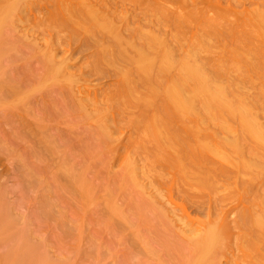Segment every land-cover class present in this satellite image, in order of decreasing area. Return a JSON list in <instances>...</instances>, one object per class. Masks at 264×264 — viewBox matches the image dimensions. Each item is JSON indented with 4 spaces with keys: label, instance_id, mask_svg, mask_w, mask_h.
Listing matches in <instances>:
<instances>
[{
    "label": "rangeland",
    "instance_id": "rangeland-1",
    "mask_svg": "<svg viewBox=\"0 0 264 264\" xmlns=\"http://www.w3.org/2000/svg\"><path fill=\"white\" fill-rule=\"evenodd\" d=\"M106 1L108 0H0V10L10 2H17L16 16L7 25L6 34L12 49L10 55L5 57L4 63L11 75L20 80L18 84L15 81L11 82L0 91V199L4 200H0V203L5 202L6 205L3 207L9 206L16 214L18 226L27 225L31 228L34 239L41 242L52 258L58 261L60 258L62 260L71 256L68 258V264H174L179 259L183 262L182 259H186L191 254L192 248L186 235H194L197 231L196 227H201V223H207L205 221L209 217L225 223L222 235L226 252H220L219 264H252L248 258H244L238 248L242 242L236 232L242 224V200L247 199L249 203L258 202L261 206L264 202V164L263 167L249 164V161L241 164L236 159L237 156L222 158L212 152H206L208 158L194 166L188 163V167L184 164L185 160L182 164L180 162L181 165L175 160L176 163L178 162L177 165L170 162L172 160L169 157L172 156L166 158L155 155L152 150V139L144 130V118L153 114L154 109L145 112V116L141 115L134 104H142V99L119 95L117 81L111 80L115 77L107 75L126 65L115 60L116 56L113 54L110 55L113 46L108 41H106L108 46L106 59L98 60L91 48L96 35L91 36L83 29L85 27L82 28V26L90 27L83 10L86 12V9L92 8L98 12L97 9L102 3L104 9H109ZM133 1L138 8L130 7L127 3V10L121 4L124 2H119L118 6L123 8L121 11L109 9L113 13V17L110 18L114 29L104 32L113 33L117 31L119 25H125L126 30L123 33L125 35H129L133 29L136 35L141 32L154 33L161 41L158 50L169 49L174 60L179 62L186 58L193 61L196 58L197 62L206 64L211 72L218 67L222 73L220 81L228 86L231 85L229 88H237L238 91L243 86L241 89L244 91L240 90V92L242 91L243 95L246 93L247 96L250 94L246 98L255 102L256 105L253 104V107L257 106L256 110L254 108L257 114L254 113L259 116L261 122H264V107L260 106V104L264 106L262 104L264 56L260 57L261 69L256 67L259 70L256 69L254 72L249 70L250 74H246L249 73L246 70L248 62H242L243 69L238 66L240 62L236 61V64L235 59L231 57L241 51L243 56L249 57L246 59H251L250 66L251 61L257 63L255 60L258 59L254 55L262 43L257 33H254L255 27L249 18L253 7L262 6L264 0H250L253 1L251 11L245 14L239 10L244 2L249 5L248 0ZM230 4L233 6L231 7ZM182 16L186 21L184 25H179L178 18ZM205 16L216 17L220 23L216 29L207 34L199 24ZM84 21L89 24H85ZM233 22H237L236 25ZM149 23H153V31H150ZM250 30L253 32L252 37L247 38ZM70 38L76 47L72 53H69L66 46ZM49 48H53L62 57H68L67 65H64V73L67 76L71 74V82L65 75H63L64 80H60L62 76L59 81L47 80L49 72L45 71L43 57L44 52ZM173 72L178 74V69L172 70ZM243 75L246 76L245 78L248 77L247 80L244 77L243 80ZM134 79L142 84L140 78L134 77ZM35 82L39 84L44 82L46 89H37L36 86L39 84ZM242 82L245 86L247 84L249 86L245 88ZM192 83L191 81L190 84ZM15 88H19L20 91ZM140 89L146 93L150 87L146 86L143 89L138 85L136 95L140 96ZM15 91L20 92L19 95ZM259 97L263 100L261 101ZM114 99L119 103L113 101ZM255 100L258 102L260 100L262 103L257 104ZM114 102L115 107L119 104L117 108L119 111L113 106ZM250 104L252 106V102ZM102 105L114 108L115 114L111 108L110 112H107L109 110L106 107V110L105 108L103 110ZM84 108H87L86 111L92 109L94 111L93 113L90 111L92 114L89 116ZM101 109L105 111L104 115L108 113L110 118L111 116L112 119L114 118L113 120L109 118L111 132L108 139L103 138L107 141L106 143L102 141V144L99 137L102 134L99 129H94L99 124L98 116H103L102 111L101 115H98ZM105 116L101 119H106ZM96 118L97 121L94 120ZM214 121L216 123L217 120ZM235 121L238 122L236 119ZM217 123L215 125L212 123L208 127L210 128L208 132L212 134L211 128H213L221 133ZM186 124L179 122L172 125L173 129L177 128V130L178 128L180 130V127H191V131L192 128L199 133L206 131L202 126L201 129L196 128L194 123L189 124L194 125L196 129ZM209 124H205L204 127ZM236 125L238 126V123ZM253 141L247 138L244 144L254 145ZM65 142L69 144V151H66ZM256 147L255 150H247V146L244 151L247 157L244 158L251 159V156H254L251 154L255 152L254 157L261 162L264 158V149ZM31 148H37V151L33 150L34 155L30 152ZM64 151L66 154L63 153ZM68 152L71 153L69 157L65 156ZM70 158L73 163L76 160L74 163L76 169L72 166L74 171L84 172L82 173L85 175L82 177L85 176L88 180V188L83 186L87 183L82 177L81 184L74 183L79 180L72 182L69 178V181L63 179L66 178V174L64 176L61 170L68 168L67 160L69 161ZM72 164L70 162L69 165ZM219 168H226L228 172L220 171ZM132 172L134 177L131 178ZM61 173L62 178H60ZM78 185L85 192L81 191ZM139 200H145L146 204L137 210L135 203L140 202ZM112 201H115L118 209L124 210L128 217L123 211V215L112 213L110 215V206H116L114 202L111 204ZM133 201L135 203L131 205L134 204L135 209L130 205ZM219 203L224 205L221 209ZM256 203H251L253 209ZM233 205L235 207L231 214L224 215V209H229ZM262 208L264 209V206ZM234 218L236 221H233ZM155 230L160 233L165 232L171 240H168L169 243L172 242V244L166 242L171 245H167L168 247L156 242L159 248L157 255L149 253L139 240L134 242L136 233L144 232L147 235L148 232L151 234L150 231ZM79 234L85 235L82 236L83 240L79 238ZM3 235L0 233V264H6V254L16 240L14 237L6 235L3 237ZM161 237L165 235L162 234ZM75 248L78 250L76 251ZM74 257L78 261L74 262Z\"/></svg>",
    "mask_w": 264,
    "mask_h": 264
},
{
    "label": "bare ground",
    "instance_id": "bare-ground-1",
    "mask_svg": "<svg viewBox=\"0 0 264 264\" xmlns=\"http://www.w3.org/2000/svg\"><path fill=\"white\" fill-rule=\"evenodd\" d=\"M248 1H249V5L246 2H244L241 9L240 10L238 9L239 12L241 11V12H243V14H245V12L248 13L251 11L250 7L252 6L251 4L253 1H250V0H248ZM119 2H124L121 4L127 10H128L127 3L130 4V7L136 6V5H134L136 2L133 0H127V2L124 0H108V1H106V5L109 7V9H112L113 11H121L123 8H120L118 6ZM102 5H103V3H102ZM102 5L100 4V6L98 7V9H97L98 12L92 8L86 9V12H85V10H83L84 11L83 14L87 17V20L90 22V27L82 26V28L85 27L83 29L88 31L91 36L96 35V40H95V42H93L94 45L92 44L91 48L93 49L92 52H93L94 56H96V58L98 60L106 59V51H107L106 49H108V46H106V41H108L109 44L113 46V48L110 52V55L113 54V56H116L115 60H118V62H120V63L124 62L123 64H125L127 66V67L121 66L116 72H112V73L107 75L108 77H115V78H111V80L117 81V88H118V90L120 89L118 92L119 95L121 97L122 96H124V97L125 96L126 97H133L134 96V97H137L138 99H142V101H143L142 104H139V103L134 104L135 107L138 108V110H140L141 115L145 116L146 115V114H144L145 112H147L151 108L154 109L155 112L153 114L147 115L144 118V130L152 139V142H153L152 150H154L155 155L158 154L160 157L164 156L166 158L168 156H172V158L171 157H169V158L172 161L174 160L173 162L170 161L173 164L178 163V162L177 163L175 162V160H176V161H179L178 164L181 165L182 161L185 160L186 163H184V164L189 167V165L191 166L193 164L192 166H194V165L200 163L201 161H204L206 158H208L206 152H212L213 154H215L219 157H222V158L223 157L224 158H226V157L227 158H232V157L236 158V156H237L236 159L238 160V162H241V164H245L244 161H246V162L249 161V164H255V165L257 164V165L263 167L264 158L262 159L261 162H258L256 157H254L255 152H253V151H252L253 153L251 155H254V156L249 155V157L251 156V159L250 158H248V159L244 158V157H247V156H245L246 154L244 155V153H245L244 151H245V148L247 146H248V149L246 148L247 150H253L256 146H259L258 148L262 147V149H264V128H263L264 122L263 121L261 122V119L258 118L259 116L255 115V113L257 114V112L254 111V108L256 110L257 106L253 107L254 106L253 104H255V102L249 101L251 99L246 98V97H249L250 94L247 96V94L245 93L246 91L244 92L245 93L244 95L242 94V91H244V90H242L243 86L241 87L242 89L240 88V90H242L241 92H240V90L238 91L237 88H235V89L229 88V87H231V85L228 86V85H226V83L220 81L222 73L218 67L216 69H214L213 72H211V70H208L206 64H202L200 62H197L196 58L193 61L186 59V58L181 59L179 62L177 60H174V58L172 57V52L169 49H164L161 51L158 50V45H159V43H161V41L158 38V36L154 33H150V32L142 33L141 32L140 34L136 35L135 31L133 29V31H131L129 33V35H125V34H123L126 30L125 25H119L117 31H115L113 33L108 34V33L104 32L106 30H113L114 25H113L112 19H111L113 17V13L107 8L104 9ZM217 6L220 7V5H217ZM230 6L232 7L233 5L230 4ZM136 7H135V9H136ZM16 9H17V2H10L2 10H0V91L6 85L10 84L11 82L15 81V83H17L18 81H20V80H17V78L15 76L11 75L12 73L7 70V67L4 63L5 57L10 55V50L12 49V47L9 45V42H10L9 37L6 34L7 25L10 24V22H12V20L15 18ZM135 9L132 8L133 11H135ZM252 11L253 12H252L249 20H251V23L255 27L254 33H257V36L260 37L259 39L261 40L260 42L262 43L261 46L259 47V50H257L256 54L254 52V54H255L254 56H256L258 59V60H255L257 63L254 62L255 63L254 64L251 61L252 64L250 66V60L251 59L248 60L249 57L243 56L244 54L241 51L236 53V54H238V56L241 55V53H242L241 57L240 56L238 57L236 54H235L236 56L234 54H233V56H231L232 59H235V63H236V61L238 63L240 62L239 63L240 65H238V66H241L243 61H246L245 63L248 62L247 63L248 65L246 64L247 65L246 68H248V69H246V70H248L247 72H249V70H250V72H254V71H256V69L257 70L261 69V68H259V67H262L260 57L264 56V3H262V6H260V7H253ZM127 12L125 14H127ZM108 13H109V15H107ZM185 21H186V18L184 16L178 18L179 25H184ZM200 22L201 23H199V24L201 25V27H203L205 34L212 32L214 29H216L220 25V23L218 22V19L216 17H213V16H205L204 19L200 20ZM244 22H246V21H244ZM84 23L89 24L87 21H84ZM236 23L237 22H233V24H235V25H236ZM152 26H153V23H149L150 31H153ZM248 32H249V35H247V38H251L252 37L251 34L253 32L251 30ZM73 44H74V42L71 38L69 40H67L66 46H67V50L69 51V53H72L76 48ZM246 55H247V53H246ZM242 56H243V58H242ZM246 57L248 59H246ZM243 59H246V60H243ZM68 60L69 59L67 56L62 57V56L58 55V53L53 48L47 49L46 52H44V57H43V63H44L45 69H46V70L45 69L44 70L49 72L47 80L52 79L53 81L52 80L51 81L55 82L61 76L62 77L60 78V80H64V78H63L64 77L63 75H65L64 65H67ZM245 63L243 65H245ZM249 67L254 68L253 71L251 70L252 68L250 69ZM256 67H258L259 69ZM237 68H240V67H237ZM176 69H178V74L176 72L172 73V70H176ZM246 70H244V72ZM250 72L249 73L245 72V73L250 74ZM245 73H243V74H245ZM70 75L69 76L65 75V77L66 76L69 77L67 79H68V81L71 82L72 79H70V78H72V76H70ZM241 75H240V77H241ZM14 77H15V79H14ZM134 77L140 78L142 84L137 83L135 81ZM243 77L245 78L246 76L243 75L242 78ZM38 78H39V76H38ZM40 78H41V76H40ZM242 78H240V79H242ZM244 78H243V80H244ZM247 78H245V79L247 80ZM43 79H45V78H43ZM37 81H39V80H37ZM191 81L193 82L192 84H190ZM233 82H236V81H233ZM263 82H264V80H262V83ZM15 83H12V84L14 85ZM35 83H37V82H35ZM242 83L244 84V82H242ZM29 84H31V82ZM37 84H39V83H37ZM44 84H45L44 82H41V84L38 85L39 87L36 85L35 86L37 87V89L38 88H45ZM32 85H33V82H32ZM138 85H141V88H143V89L146 88V86L150 87V89L147 90L146 93L142 89H140V96H139V95H136V93L138 91ZM247 85L249 86V84H247ZM260 85H262V84H260ZM17 86H19V85H17ZM244 86H245V84H244ZM246 86H245V88H246ZM238 87H240V86H238ZM263 87H264V85L262 86V88ZM259 88L262 89L261 87H259ZM16 89H18V91H20L19 88H15V90ZM48 89H49V87H48ZM71 89H72V86H71ZM236 90L238 92H236ZM18 91H15V92L17 93ZM143 92H144V94H143ZM262 92H264V88H263ZM19 93L20 92H18V95H19ZM160 93H162V96H160ZM260 93H261V91H260ZM260 93H258V94L260 95ZM252 94H255V93H252ZM43 95H45V94L43 93ZM23 96H25V95H23ZM260 96L262 97V95H260ZM263 96H264V93H263ZM252 98H253V96H252ZM262 98H264V97H262ZM262 98H260V100ZM112 99H113V97H112ZM0 100H1V98H0ZM260 100H259V102L260 103L263 102L262 104H264V101H262L263 99L261 100L262 102ZM113 101H115V99ZM255 101H256V103L258 102L257 100H255ZM115 102L119 103L118 100H116ZM115 102L113 103V106H114ZM250 102H252V106H251ZM259 102L257 104H260ZM53 103L55 104L54 101H53ZM13 104H12V106H13ZM57 104L58 103H56V105ZM105 105H102V106H104V107H102L103 110L106 107ZM116 105H117V107H115V106L114 107L117 109L119 107V104H116ZM260 106L264 107L261 104H260ZM54 107H55V105H54ZM82 107H85V106H82ZM43 108H45V106ZM106 108H105V110H106ZM110 108L109 107L107 108L109 110L107 112H110ZM102 109L100 110L98 115H101L100 113L103 112V114H102L103 116L107 115V116H105L106 119H101V118H103V116L102 117L98 116L100 118V119H98V121L101 120L99 122L97 121V118L94 119L95 121H97V123H99L98 127H95L94 129H96V128L99 129L98 131L102 134L101 136H99V137H101V140H100L101 144H102V141H103V143L105 141H107V140L104 141V139H108L109 134L111 132L110 119L111 120L114 119V118L112 119L113 116H111V118H110L108 116V113L107 114L105 113V115H104L105 111H103ZM111 109H113L112 112L115 110L114 108H111ZM86 110H87V108L84 111H86ZM88 110H89V108H88ZM95 110H96V108H95ZM117 110L119 111V109H117ZM90 111H86L85 113L90 116L93 113L92 111H94V110L92 109V111H91L92 113H90ZM110 114H112V113H110ZM114 114H112V115H114ZM194 115H197V116L194 117ZM93 116H94V114H93ZM38 117H40V116L38 115ZM33 118H34V116H33ZM92 118H95V117H92ZM36 119H38V118H36ZM187 119H188V121H187ZM232 119H233V121H235V119L238 120V122L235 121L238 123V126L236 125L237 123L232 124V123H235L233 121H230ZM20 120H21V118H20ZM214 120H217L216 123L218 122L217 124L219 126L221 133H219L218 130L216 132L215 130H213V128H211L212 134H211V132H208V129H210L208 127H210L212 123H213V125L216 124ZM45 121H46V119H45ZM32 122L33 121H31V123ZM179 122H182V123L184 122V124H186V123L187 124H189V123L193 124L194 123L196 128L199 127V129H201L200 126H202L203 128L206 129V131H204L203 133H201V132L199 133V131L196 132L192 128V130L194 131L193 132L190 129L191 128L190 126H192V124H189L190 128L180 127V130H179V128H178V130H177V128L173 129L174 123H179ZM48 123H46V124H48ZM94 123H96V122H94ZM208 123H210L209 126H207ZM205 124H207L206 125L207 127H204ZM91 125H93V123ZM32 126H34V125L32 124ZM195 126L193 125L192 127L195 128ZM206 132H207V134H206ZM208 133H210V134H208ZM44 134H47V133H44ZM190 134H191V136H189ZM229 134H231V135H229ZM93 136H94V134H93ZM102 136H104V137H102ZM247 138L252 139V141L254 140L253 141L254 145H252V144L250 145L249 143L247 145L244 144L245 141L247 140ZM50 140H49V143H51ZM67 143L65 142V144L67 146L66 148L68 150L66 148H64V150L66 149V151H69L70 150L68 148L69 144L67 145ZM88 143L91 144L92 142L88 141ZM90 144H88V147H90L89 146ZM55 145H57V144H55ZM91 146H93V145H91ZM64 147H65V145H64ZM53 148H52V150H53ZM56 148H58V147L56 146ZM72 148L74 149V146ZM36 149L33 148L30 152L33 154V150H36ZM40 149H42V148H40ZM173 149H174V151H173ZM256 149H257V147H256ZM74 150H76V149H74ZM36 151H34V153ZM30 152H29V154L31 155ZM54 152H56V151L54 150ZM249 152H251V151H249ZM63 153H65V151ZM76 153H77V151H76ZM69 154H71V153L68 152V154L65 156H68ZM69 156H71V155H69ZM17 157H19V156H17ZM68 157H66V158H68ZM72 157H73V155H72ZM74 157H76V156H74ZM71 159L72 158H70L69 161L67 160V162L69 164H70V162H71V164L73 163V161H71ZM67 162H65V163H67ZM75 162H76V160H75ZM180 162H181V164H180ZM68 163H67L68 168L66 166H64L67 168L66 170L63 168L67 173L65 171H63V169L61 168L62 169L61 172L63 173V175L66 174V178L63 177L62 173H61L60 178L63 177V179H66V180L69 178L72 182L75 180H79L77 182L75 181L74 182L75 184H77L79 182L81 184L82 179L86 180L85 176L82 177V175H85V174H83L84 173L83 171L77 170L80 172V174H78L79 172L76 173V171H74L75 164L73 163L72 165H69ZM188 163H191V164L188 165ZM72 166H74V168ZM219 170L223 171V172H228V170H226V168L225 169L219 168ZM133 174L134 173L132 172V174L130 176L131 178L134 177V176H132ZM81 177H82V179H81ZM69 179H68V181H69ZM87 181L88 180L85 181L87 183V185L85 184L84 181H83V183L85 185H83V184L82 185L86 186V187L89 186ZM78 187H79V189H81V191H84V190H82L80 185H78ZM44 197H46V196H44ZM0 200L4 201V200H2V198ZM111 200H113V199H111ZM139 201L140 202H136V203L134 201L130 202V205L132 203H135L136 209L138 208L137 210H140L141 207L144 204H146V201L145 200H139ZM246 201H247V199L245 201L242 200V205H243L242 224L240 225L238 231L236 232L237 236L241 239V242H242L240 245H238L239 246L238 248H240V250L242 251V255L244 256V258L245 257L248 258L250 260V262H252V264H264V209L262 208L264 206V204H263L264 202L262 203V206L260 204L258 205V202L257 203L255 202L259 207H261V209L257 205H255L256 208L254 207V209H255L254 210L252 205L255 203L251 202V203H253L251 205V203H249L248 201L246 202ZM256 201H258V200H256ZM113 202L116 205L115 201H112L111 204H113ZM3 203H0V204H2V206H0V208L2 209V210L0 209L2 212V214L0 215V233L4 234L3 237H6V236L9 237L10 236V237H14L16 239L14 245H12L10 247L8 254H6L7 255L5 258L6 264H64L65 261H66L65 264H68L67 263L68 258H70L71 256L68 255L69 257L66 258L67 260L66 259L61 260V258H60L58 261H57V259L52 258L50 256V254L47 252L46 248H43V245L41 244V242L36 241L34 239L31 228H29L27 225L18 226L16 214H14V212L11 211L12 209H10L9 206L7 208L5 206L3 207V205H6L5 202H3ZM109 203H110V201H109ZM219 205H220V203L218 204V206ZM117 206L118 205H116L115 207H114V205L110 206L111 207L110 208V210H111L110 215H111V213L114 215L115 214L123 215L122 211L123 212H125V211L124 210L121 211L120 209H118ZM131 206L135 209L134 204ZM131 206H129V207H131ZM222 206H224V205L221 204L219 208L221 209ZM234 207L235 206L233 205L229 209H224L225 211L222 210V211H224L223 212L224 215L228 216L229 214H231ZM257 207L259 210L257 209ZM119 208H121V207H119ZM121 209H124V208H121ZM255 211H257V212H255ZM258 211H260V212H258ZM124 216H122V217H124ZM126 216L128 217L127 213H126ZM127 217H124V218H127ZM233 221H236V219L234 218ZM205 222H207V223H205V224L201 223V227H199V226L196 227L195 230H197V231L194 230L195 231L194 235H192V236L186 235V239H188L189 243L192 244V245L190 244L192 247L191 248V254H189L186 259L185 258L182 259V261L184 263L180 262L181 260L179 259L174 264H219L218 257L221 254L220 252L225 251L224 240H223V235H222L225 223L217 220L216 218H211V217H209V219ZM129 224H131V222ZM70 225L71 224H69V227H70ZM77 226H79V225H77ZM182 230H184V229H182ZM185 230H187V229H185ZM157 231L156 230L152 231V232L150 231L151 234H149V232L147 231L148 232L147 235L144 232H143L144 234L142 232L136 233V234L134 233L135 234V237L133 234V237L135 238L134 242H135V240H139L140 242L143 243V247L149 253H151L153 255H157L159 253V248L157 247L156 242L160 243L163 247H166L167 245L171 246L169 244H172V242L169 243L171 240H170L169 236H167V234H165V232L164 233L161 232V233L163 235H165V237H168V239H166L165 237H161L162 234L159 231L158 232ZM138 232H140V231H138ZM183 233L185 234V231H183ZM79 236H80V234H79ZM82 236H85V235H82ZM82 236H80L79 238L82 239ZM130 236H131V234H130ZM168 240H170V241H168ZM79 242L82 243V241H79ZM166 242H168L169 244H167ZM125 247H127V246H125ZM80 248H82V247H80ZM75 249H76V251L78 250L77 248H75ZM77 256L80 257L79 254H77ZM79 257H77V258H79ZM76 260L77 259L75 258L74 262H76ZM113 262H114V260H113ZM71 263H73V262H71ZM79 263H80V261H79Z\"/></svg>",
    "mask_w": 264,
    "mask_h": 264
}]
</instances>
